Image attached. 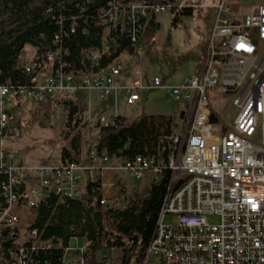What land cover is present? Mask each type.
I'll list each match as a JSON object with an SVG mask.
<instances>
[{
	"label": "built area",
	"instance_id": "2783aa9c",
	"mask_svg": "<svg viewBox=\"0 0 264 264\" xmlns=\"http://www.w3.org/2000/svg\"><path fill=\"white\" fill-rule=\"evenodd\" d=\"M207 1L109 0L96 12L101 44L125 34L132 55L139 58L145 21L165 11L213 10L197 71L178 86L164 87L177 103L180 124L177 120L176 127L181 128L163 137L167 146H159L155 153L112 158L97 149L96 141L86 151V160L38 166L17 161L3 143L20 136L17 122L25 103L41 105L47 98L79 91L103 98L120 89L134 109L139 91L162 87L157 76L143 82L139 67L133 69L129 83L117 86L115 77L123 69L118 58L100 67L99 57L93 54L88 64L81 62L83 69L65 71L64 63L55 66L59 48L54 52L33 49L17 65L30 76L29 84L0 83V240L14 230L19 246L4 264H48L40 263L37 253L53 244L41 241L36 229L30 228L34 220L22 224L26 215L35 219L36 209L50 195L80 199L88 181L97 183L99 204L106 208L113 199L117 172L151 183L168 173L167 192L140 264H148L151 257L157 264H264V0L239 18L229 17L225 0ZM226 96H232L237 113L229 127L214 125L220 121L214 107ZM52 107L60 105L53 101ZM117 117L115 112L93 118L82 109L79 120L96 131L114 126ZM217 129L220 134L213 133ZM165 216H173L174 222L164 223ZM209 216L218 217V223H209ZM88 246L87 241L81 246H71L69 241L61 264H121L113 257L116 248L92 253Z\"/></svg>",
	"mask_w": 264,
	"mask_h": 264
},
{
	"label": "trees",
	"instance_id": "16d2710c",
	"mask_svg": "<svg viewBox=\"0 0 264 264\" xmlns=\"http://www.w3.org/2000/svg\"><path fill=\"white\" fill-rule=\"evenodd\" d=\"M108 1L41 0L37 6H32L33 0H0V17L7 14L10 24L9 29L5 30L4 20H0V83L10 81L16 87L29 84L30 76L24 74L17 65L27 60L33 49L54 52L59 48L54 57L55 66L62 62L65 71L76 72L83 69L81 62H87L93 54L99 57L100 67L123 53L132 54L130 39L125 34H117L114 41L101 44L102 27L96 25V12L106 7ZM149 1L162 4L169 2ZM202 12L189 8L172 11L173 25L181 22V15L201 17ZM158 28L156 17L145 21L142 47L153 46ZM56 39L57 44L54 45ZM80 93L86 95L79 91L58 98H47L43 104L35 105L28 112V117H22L17 122L20 133L27 132L34 125L49 127L56 111L52 102L56 101L63 118L61 142H57L60 145L61 164L86 160L88 149L82 151V135L79 130L84 126L79 120L83 109ZM177 113V109H174L167 115L142 116L138 120L119 116L114 126L95 131L97 149H104L112 158L124 159L142 153H155L159 146H167L165 140L161 139L174 134ZM113 181V199L106 208L99 204L97 183L90 181L83 187L80 199L64 197L60 200L56 195H50L45 203L39 205L30 228L36 229L41 241L53 244L51 248L38 251L37 260L40 263L61 264L63 250L69 241L80 238L89 242L88 249L92 253L111 248L120 250L121 264H124L126 255L134 250L136 264H140L167 192L168 173L165 172L159 181L150 183L146 190L140 192L129 193L127 180L120 172L114 174ZM16 239V231L4 233L0 240V264L6 263L19 249Z\"/></svg>",
	"mask_w": 264,
	"mask_h": 264
},
{
	"label": "rangeland",
	"instance_id": "374dc122",
	"mask_svg": "<svg viewBox=\"0 0 264 264\" xmlns=\"http://www.w3.org/2000/svg\"><path fill=\"white\" fill-rule=\"evenodd\" d=\"M41 0H33L32 6H37ZM260 0H225L229 17L238 18L244 15L251 5H255ZM213 1H207L212 4ZM213 10L207 8L203 10L201 17L193 15H181V22L173 25V14L169 11L162 12L156 16L159 28L153 38L151 48L142 47V53L139 58L132 54L123 53L118 57V61L125 65L129 72L127 79L131 78L133 69L139 67L142 71L143 82L153 76L161 80V88L148 89L139 91V101L135 104L134 109L127 105L126 98L122 90L118 89L117 93L111 96L100 98L96 92L89 93V96L82 95L81 103L84 110H89L93 118H107L113 113L128 120H138L142 116L167 115L172 110L177 109V103L168 97L165 91L166 86L174 87L180 85L186 78L192 75L199 61L201 60L204 47L208 41ZM8 15H3L0 20H4L5 30L9 29L10 24L7 21ZM32 53V51H31ZM30 53V54H31ZM122 64V65H123ZM139 65V66H138ZM118 78H116L117 80ZM120 79V78H119ZM117 81H122V80ZM127 84V83H126ZM125 85V84H124ZM232 96L221 97L214 110L219 118L214 125L224 124L229 127L237 111L231 105ZM23 107L27 110L35 107L32 103H25ZM22 108V109H24ZM25 111L19 114L18 119L28 117L29 113ZM179 124L180 121L178 120ZM63 127V118L61 108L56 109L54 117L49 122V127L41 128L34 125L27 132L20 133L19 137L4 140L5 146L15 154L16 160L31 165L38 166H55L59 165V142H61L60 130ZM180 125L175 128L179 132ZM82 135V151L95 145L96 132L86 125L79 128ZM214 134H220L217 129ZM45 140L46 143H42ZM58 142V143H57ZM58 144V145H57ZM128 192L146 190L151 183L147 178L142 181H134L128 177ZM34 220L33 216H27L22 221L30 224ZM173 216H165L164 223H173ZM207 221L216 224L219 218L209 216ZM82 239H72L71 246H81ZM113 257L116 261L121 262L122 254L120 250H115ZM136 252L130 251L126 255L124 264H136ZM148 264H157L155 258L151 257Z\"/></svg>",
	"mask_w": 264,
	"mask_h": 264
},
{
	"label": "crops",
	"instance_id": "0c3cea01",
	"mask_svg": "<svg viewBox=\"0 0 264 264\" xmlns=\"http://www.w3.org/2000/svg\"><path fill=\"white\" fill-rule=\"evenodd\" d=\"M247 12V11H246ZM242 16V15H241ZM239 18V17H238ZM203 54V53H202ZM200 62V61H199ZM123 64V63H122ZM199 64V63H198ZM198 64H197V66H196V68H195V71H194V73L193 74H195V72L197 71V67H198ZM129 74V72L126 70V67H125V65L123 64V69H122V71H121V73L120 74H118L116 77H115V83H116V85L117 86H121V85H124V84H126V83H129L131 80V78H126L125 76H127ZM192 74V75H193ZM192 75H190V76H192ZM189 76V77H190ZM116 78H120L119 80H122V81H117L116 80ZM137 103V102H136ZM135 103V104H136Z\"/></svg>",
	"mask_w": 264,
	"mask_h": 264
}]
</instances>
